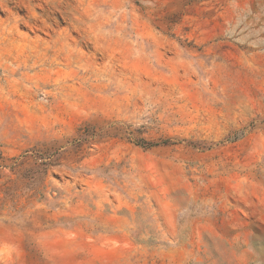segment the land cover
Here are the masks:
<instances>
[{
	"label": "rangeland",
	"instance_id": "obj_1",
	"mask_svg": "<svg viewBox=\"0 0 264 264\" xmlns=\"http://www.w3.org/2000/svg\"><path fill=\"white\" fill-rule=\"evenodd\" d=\"M0 264H264V0H0Z\"/></svg>",
	"mask_w": 264,
	"mask_h": 264
}]
</instances>
